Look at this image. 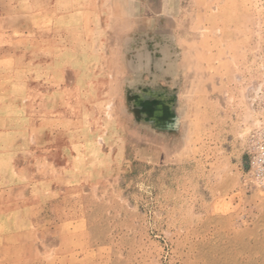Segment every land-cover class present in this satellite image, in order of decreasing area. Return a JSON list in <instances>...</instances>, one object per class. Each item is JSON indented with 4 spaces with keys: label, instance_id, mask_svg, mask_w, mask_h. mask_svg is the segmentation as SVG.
Wrapping results in <instances>:
<instances>
[{
    "label": "rangeland",
    "instance_id": "1",
    "mask_svg": "<svg viewBox=\"0 0 264 264\" xmlns=\"http://www.w3.org/2000/svg\"><path fill=\"white\" fill-rule=\"evenodd\" d=\"M264 0H0V264H264Z\"/></svg>",
    "mask_w": 264,
    "mask_h": 264
},
{
    "label": "built area",
    "instance_id": "2",
    "mask_svg": "<svg viewBox=\"0 0 264 264\" xmlns=\"http://www.w3.org/2000/svg\"><path fill=\"white\" fill-rule=\"evenodd\" d=\"M251 175L264 187V142H259L254 147L248 162Z\"/></svg>",
    "mask_w": 264,
    "mask_h": 264
}]
</instances>
